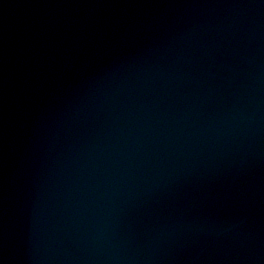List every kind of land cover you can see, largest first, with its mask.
Listing matches in <instances>:
<instances>
[{
  "label": "water",
  "instance_id": "1",
  "mask_svg": "<svg viewBox=\"0 0 264 264\" xmlns=\"http://www.w3.org/2000/svg\"><path fill=\"white\" fill-rule=\"evenodd\" d=\"M0 264H264V0H0Z\"/></svg>",
  "mask_w": 264,
  "mask_h": 264
}]
</instances>
